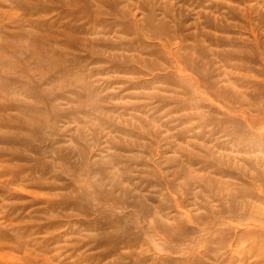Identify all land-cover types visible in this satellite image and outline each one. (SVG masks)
Listing matches in <instances>:
<instances>
[{"label": "rangeland", "instance_id": "1", "mask_svg": "<svg viewBox=\"0 0 264 264\" xmlns=\"http://www.w3.org/2000/svg\"><path fill=\"white\" fill-rule=\"evenodd\" d=\"M0 264H264V0H0Z\"/></svg>", "mask_w": 264, "mask_h": 264}]
</instances>
